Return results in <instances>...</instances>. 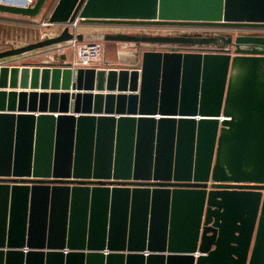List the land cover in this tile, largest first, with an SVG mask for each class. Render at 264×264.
Listing matches in <instances>:
<instances>
[{
	"label": "water",
	"instance_id": "95a60500",
	"mask_svg": "<svg viewBox=\"0 0 264 264\" xmlns=\"http://www.w3.org/2000/svg\"><path fill=\"white\" fill-rule=\"evenodd\" d=\"M77 18L194 29L106 35L166 48L134 67L0 65V264H264V0H59L0 60Z\"/></svg>",
	"mask_w": 264,
	"mask_h": 264
},
{
	"label": "crops",
	"instance_id": "0c3cea01",
	"mask_svg": "<svg viewBox=\"0 0 264 264\" xmlns=\"http://www.w3.org/2000/svg\"><path fill=\"white\" fill-rule=\"evenodd\" d=\"M32 3L35 0H31ZM52 3V0H47L46 3ZM59 2V0H58ZM57 5V4H56ZM56 7V6H55ZM54 7V9H55ZM45 10L44 8L42 11ZM42 11L40 15L42 14ZM10 14V15H9ZM38 15L35 18L28 17L26 15L0 12V45H6L12 43H19L21 46L37 42L39 40L48 38L50 36L59 35L66 24H61V30L56 29V32L47 34L45 29L40 28V24L44 20L43 17ZM52 15V13H51ZM50 15V16H51ZM11 16H20L11 17ZM27 17V19L25 18ZM50 18V17H49ZM3 20V21H2ZM10 21V22H9ZM29 21L31 23H29ZM41 21V22H40ZM46 21H43L45 23ZM33 23H36L33 24ZM38 23V24H37ZM60 24V23H59ZM70 26V31L76 34L83 35V41L81 42H94L98 41L102 43L103 46V56L100 62L95 64L94 68H124L128 66H137L142 62L143 50L156 49L165 50L163 46H155L152 44H141L137 42H122V41H112L105 40L104 37L108 34L113 33H127L132 35H155L151 31L150 27L153 24H135V23H124V22H103V21H82L79 20L77 27ZM219 33L228 32L227 28H217ZM45 30V31H44ZM53 30V29H52ZM221 30V31H219ZM260 33H264V30H259ZM161 34V33H158ZM165 34V33H162ZM144 46L145 49L140 50L139 48ZM59 45H54L42 51H34L33 53H26L23 55L9 57L8 59H3L0 61V65H19L22 66L25 63L42 64L47 62H53L56 64H63L68 62H74L76 60V51L73 49H66L58 52ZM166 47V46H165ZM10 90V89H7ZM17 91H58L63 90H42L30 88L26 89H16ZM69 92H73L70 90ZM84 93V91H82Z\"/></svg>",
	"mask_w": 264,
	"mask_h": 264
},
{
	"label": "built area",
	"instance_id": "2783aa9c",
	"mask_svg": "<svg viewBox=\"0 0 264 264\" xmlns=\"http://www.w3.org/2000/svg\"><path fill=\"white\" fill-rule=\"evenodd\" d=\"M79 20L80 19L77 18L70 25L72 27H77ZM43 24L49 25V23ZM69 48L76 51V60L73 62V66L76 68L93 67L103 56V46L101 42H81L76 38V34L74 39L62 44L57 51L61 52Z\"/></svg>",
	"mask_w": 264,
	"mask_h": 264
},
{
	"label": "rangeland",
	"instance_id": "374dc122",
	"mask_svg": "<svg viewBox=\"0 0 264 264\" xmlns=\"http://www.w3.org/2000/svg\"><path fill=\"white\" fill-rule=\"evenodd\" d=\"M49 6H50V2L46 3L45 6H44V9L45 10L42 11V14L41 15L39 14L41 17L44 16L43 17V19H44L43 21H46L45 23H49V25H44L43 24V21H42V23L40 24V26H41L40 28L45 29L46 31L45 30L44 31L47 34H50L52 32L53 33L56 32L57 31L56 29L61 30V27H62V26H60L61 24H59V23H54V24L53 23H50L49 17H50V15H51V13L53 11H51L52 10V9H50L51 6L50 7ZM55 6L56 5L54 4L53 7H55ZM49 9H50V11H49ZM11 17H17V18H19L20 16H11ZM25 18L27 19L26 16H25ZM29 23H31V22L29 21ZM33 24L36 25V23H33ZM150 29H151V31H153L154 33H157V34L158 33H161V34L162 33H165V34H181L183 31H186L188 29L189 30H193L194 28L185 27V26L182 27V26H169V25H153V26L150 27ZM200 30L203 31L202 29H200ZM19 46H21L19 43H12V45H10V44L0 45V51L9 49L11 47H19ZM50 47H52V46H49V47H46V48H43V49H40V50H36V51H42V50H45V49L50 48ZM5 59H8V58H5ZM100 60L97 62V64L100 62ZM0 61H3V59L0 60Z\"/></svg>",
	"mask_w": 264,
	"mask_h": 264
},
{
	"label": "trees",
	"instance_id": "16d2710c",
	"mask_svg": "<svg viewBox=\"0 0 264 264\" xmlns=\"http://www.w3.org/2000/svg\"><path fill=\"white\" fill-rule=\"evenodd\" d=\"M50 1H51V0H50ZM57 2H58V0H52V3H50V6H51V7L49 6V7H50V9H52L51 11H53V10H54V7H53V6H54V4L56 5V4H57ZM51 4H52V5H51ZM52 7H53V8H52ZM50 9H49V11H50ZM2 21H3V20H2ZM9 22H10V21H9Z\"/></svg>",
	"mask_w": 264,
	"mask_h": 264
}]
</instances>
